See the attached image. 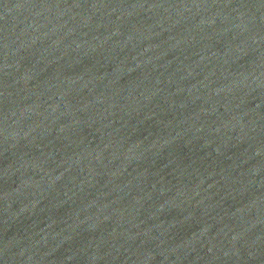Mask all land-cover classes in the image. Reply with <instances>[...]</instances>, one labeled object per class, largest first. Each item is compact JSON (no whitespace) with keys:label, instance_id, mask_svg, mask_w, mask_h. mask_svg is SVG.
Listing matches in <instances>:
<instances>
[{"label":"water","instance_id":"obj_1","mask_svg":"<svg viewBox=\"0 0 264 264\" xmlns=\"http://www.w3.org/2000/svg\"><path fill=\"white\" fill-rule=\"evenodd\" d=\"M0 264H264V0H0Z\"/></svg>","mask_w":264,"mask_h":264}]
</instances>
